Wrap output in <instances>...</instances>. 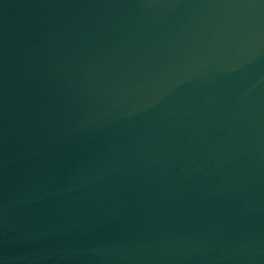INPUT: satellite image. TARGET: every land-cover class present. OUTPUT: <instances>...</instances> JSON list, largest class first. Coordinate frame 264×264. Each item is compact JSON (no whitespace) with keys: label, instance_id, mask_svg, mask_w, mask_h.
<instances>
[{"label":"water","instance_id":"95a60500","mask_svg":"<svg viewBox=\"0 0 264 264\" xmlns=\"http://www.w3.org/2000/svg\"><path fill=\"white\" fill-rule=\"evenodd\" d=\"M0 264H264V0H0Z\"/></svg>","mask_w":264,"mask_h":264}]
</instances>
